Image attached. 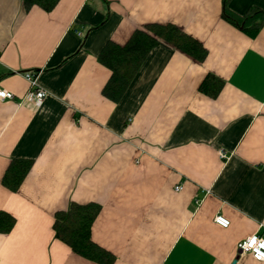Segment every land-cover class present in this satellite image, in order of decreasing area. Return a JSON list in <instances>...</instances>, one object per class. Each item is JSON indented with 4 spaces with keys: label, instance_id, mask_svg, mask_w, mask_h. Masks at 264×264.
Here are the masks:
<instances>
[{
    "label": "crops",
    "instance_id": "1",
    "mask_svg": "<svg viewBox=\"0 0 264 264\" xmlns=\"http://www.w3.org/2000/svg\"><path fill=\"white\" fill-rule=\"evenodd\" d=\"M228 8L264 12V0ZM223 10L224 0H61L51 12L0 0V89L15 96L0 101V211L16 219L0 233V264H98L55 237L71 203L101 206L92 239L113 264H264L237 255L240 241L264 238V24L251 36ZM151 25L178 27L207 57L159 45L114 102L99 57ZM26 72L49 93L40 105L25 98ZM15 159L33 166L13 192L2 180Z\"/></svg>",
    "mask_w": 264,
    "mask_h": 264
},
{
    "label": "trees",
    "instance_id": "2",
    "mask_svg": "<svg viewBox=\"0 0 264 264\" xmlns=\"http://www.w3.org/2000/svg\"><path fill=\"white\" fill-rule=\"evenodd\" d=\"M29 10L38 6L51 12L61 0H22ZM230 0H224L223 17L242 31L256 36L264 24V12L252 8L244 16L229 10ZM177 48L193 58L203 61L207 57L206 48L196 39L176 26H148L136 31L126 45L109 43L99 57L100 63L111 71V77L103 89V94L114 102H119L150 52L159 45ZM212 78L208 76L201 89L204 91ZM220 91L214 93L217 95ZM30 160H13L3 176V184L16 192L31 171ZM102 208L95 203L80 205L71 203L67 210L55 215L53 229L55 237L68 245L74 253L98 264H113L111 253L97 245L92 239V230ZM16 225V219L9 213L0 211V233L9 234Z\"/></svg>",
    "mask_w": 264,
    "mask_h": 264
},
{
    "label": "built area",
    "instance_id": "3",
    "mask_svg": "<svg viewBox=\"0 0 264 264\" xmlns=\"http://www.w3.org/2000/svg\"><path fill=\"white\" fill-rule=\"evenodd\" d=\"M78 33L81 35V32L78 31ZM24 77L30 85V91L27 93L25 98L35 103L36 105H40L49 95L48 91H46L39 85L36 73L26 72L24 73ZM14 98L15 96L10 91L0 89V101L13 100ZM221 157L226 158V153L221 152ZM182 190V185H178L175 187L176 192H180ZM214 221L216 224L223 228H228L230 226V221L222 215L216 216ZM253 240H255V243L252 242ZM262 245H264L263 237L257 234L251 235L237 244V255L240 256L249 254L255 261L264 262V246Z\"/></svg>",
    "mask_w": 264,
    "mask_h": 264
},
{
    "label": "snow or ice",
    "instance_id": "4",
    "mask_svg": "<svg viewBox=\"0 0 264 264\" xmlns=\"http://www.w3.org/2000/svg\"><path fill=\"white\" fill-rule=\"evenodd\" d=\"M252 242L255 243V240H253ZM262 246H264V245H262Z\"/></svg>",
    "mask_w": 264,
    "mask_h": 264
}]
</instances>
